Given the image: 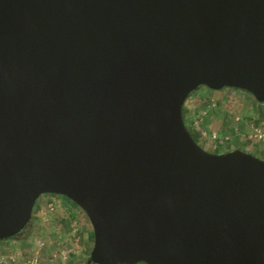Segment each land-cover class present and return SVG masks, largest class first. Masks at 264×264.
I'll use <instances>...</instances> for the list:
<instances>
[{
    "label": "water",
    "instance_id": "obj_1",
    "mask_svg": "<svg viewBox=\"0 0 264 264\" xmlns=\"http://www.w3.org/2000/svg\"><path fill=\"white\" fill-rule=\"evenodd\" d=\"M200 86L264 102V0H0V241L56 194L86 264H264V160L193 139Z\"/></svg>",
    "mask_w": 264,
    "mask_h": 264
},
{
    "label": "rangeland",
    "instance_id": "obj_2",
    "mask_svg": "<svg viewBox=\"0 0 264 264\" xmlns=\"http://www.w3.org/2000/svg\"><path fill=\"white\" fill-rule=\"evenodd\" d=\"M183 111L186 127L204 150L240 149L264 160V141L257 137L264 134V102L248 92L200 86L188 96ZM92 234L87 216L73 201L42 194L22 235L0 244V264H86Z\"/></svg>",
    "mask_w": 264,
    "mask_h": 264
},
{
    "label": "built area",
    "instance_id": "obj_3",
    "mask_svg": "<svg viewBox=\"0 0 264 264\" xmlns=\"http://www.w3.org/2000/svg\"><path fill=\"white\" fill-rule=\"evenodd\" d=\"M257 137L259 140L264 141V134H262L261 132H258ZM48 205L50 206V209H52L51 204H48Z\"/></svg>",
    "mask_w": 264,
    "mask_h": 264
},
{
    "label": "trees",
    "instance_id": "obj_4",
    "mask_svg": "<svg viewBox=\"0 0 264 264\" xmlns=\"http://www.w3.org/2000/svg\"><path fill=\"white\" fill-rule=\"evenodd\" d=\"M182 113H183V116H184V111H183V109H182ZM184 123H185V121H184ZM188 129V131H189V128H187ZM190 132V131H189ZM190 134H191V136L193 137V139L197 142V139H196V137L193 135V133L192 132H190ZM92 236V238H93V234L91 235ZM11 239H14V238H11ZM9 240V239H8Z\"/></svg>",
    "mask_w": 264,
    "mask_h": 264
},
{
    "label": "crops",
    "instance_id": "obj_5",
    "mask_svg": "<svg viewBox=\"0 0 264 264\" xmlns=\"http://www.w3.org/2000/svg\"><path fill=\"white\" fill-rule=\"evenodd\" d=\"M10 241H14V239L4 240V241L0 242V244H1V243H2V244H5V243H8V242H10Z\"/></svg>",
    "mask_w": 264,
    "mask_h": 264
}]
</instances>
